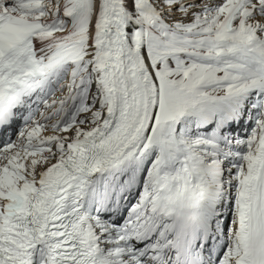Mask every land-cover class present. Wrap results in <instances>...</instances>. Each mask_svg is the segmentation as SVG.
<instances>
[{
  "label": "snow or ice",
  "instance_id": "snow-or-ice-1",
  "mask_svg": "<svg viewBox=\"0 0 264 264\" xmlns=\"http://www.w3.org/2000/svg\"><path fill=\"white\" fill-rule=\"evenodd\" d=\"M0 264H264V0H0Z\"/></svg>",
  "mask_w": 264,
  "mask_h": 264
}]
</instances>
